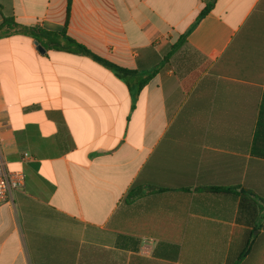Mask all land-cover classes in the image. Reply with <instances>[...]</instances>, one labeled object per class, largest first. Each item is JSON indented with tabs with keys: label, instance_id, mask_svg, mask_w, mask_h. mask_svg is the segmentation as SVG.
Masks as SVG:
<instances>
[{
	"label": "crops",
	"instance_id": "0c3cea01",
	"mask_svg": "<svg viewBox=\"0 0 264 264\" xmlns=\"http://www.w3.org/2000/svg\"><path fill=\"white\" fill-rule=\"evenodd\" d=\"M0 6L137 72L0 40V264H264V0Z\"/></svg>",
	"mask_w": 264,
	"mask_h": 264
},
{
	"label": "trees",
	"instance_id": "16d2710c",
	"mask_svg": "<svg viewBox=\"0 0 264 264\" xmlns=\"http://www.w3.org/2000/svg\"><path fill=\"white\" fill-rule=\"evenodd\" d=\"M212 4L207 5V7L201 12L198 17V21L204 18L211 10ZM1 11V6H0ZM69 8H68V15L69 17ZM67 24V22H66ZM13 34H22L25 36H29L33 38L39 45L45 50H60L66 51L70 53H75L79 55H84L93 58L95 61L99 62L100 64L104 65L105 67L112 70L119 78L127 79V77L136 75L137 72L130 71L127 69H123L118 67L115 64L106 61L99 56L92 53L86 46L80 44L73 38H71L66 31V26L61 31H50L41 27H29L18 24L12 18H3V21L0 24V40L8 38ZM178 47V44L173 46L171 53H169L161 63V66L164 65L167 60L170 58V54L174 52ZM161 67H157L151 72L145 74L141 77V81L139 82L138 88L135 86H130L133 96H136L137 92H139L146 84H148L151 79L159 72Z\"/></svg>",
	"mask_w": 264,
	"mask_h": 264
},
{
	"label": "built area",
	"instance_id": "2783aa9c",
	"mask_svg": "<svg viewBox=\"0 0 264 264\" xmlns=\"http://www.w3.org/2000/svg\"><path fill=\"white\" fill-rule=\"evenodd\" d=\"M28 157V155H25ZM25 175L20 171H9L0 155V207L14 201L15 192L24 187Z\"/></svg>",
	"mask_w": 264,
	"mask_h": 264
},
{
	"label": "water",
	"instance_id": "95a60500",
	"mask_svg": "<svg viewBox=\"0 0 264 264\" xmlns=\"http://www.w3.org/2000/svg\"><path fill=\"white\" fill-rule=\"evenodd\" d=\"M38 49H39V51L44 52V49L41 46H39Z\"/></svg>",
	"mask_w": 264,
	"mask_h": 264
}]
</instances>
